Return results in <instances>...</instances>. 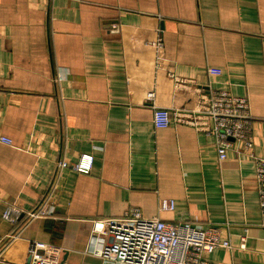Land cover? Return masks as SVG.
Here are the masks:
<instances>
[{"label":"crops","instance_id":"0c3cea01","mask_svg":"<svg viewBox=\"0 0 264 264\" xmlns=\"http://www.w3.org/2000/svg\"><path fill=\"white\" fill-rule=\"evenodd\" d=\"M146 26L162 30L179 77L249 99L251 152L264 160V0H0V138L13 142H0V264H27L33 242L54 264H114L88 253L92 221L132 209L221 226L233 248L215 250L213 264H264L256 162L238 154L243 144L220 162L193 127L156 129L145 89H130L131 71L151 82V62L129 64L124 44L141 42ZM86 155L88 173L58 168ZM44 199L49 218L3 219L6 204ZM162 199L175 210L159 212Z\"/></svg>","mask_w":264,"mask_h":264},{"label":"built area","instance_id":"2783aa9c","mask_svg":"<svg viewBox=\"0 0 264 264\" xmlns=\"http://www.w3.org/2000/svg\"><path fill=\"white\" fill-rule=\"evenodd\" d=\"M144 28L149 30L144 32L141 42L124 40V44L129 64H152L150 83L140 79L139 72L131 71L129 85L133 94L138 88L145 89L142 105L153 110L155 128H168L172 122L193 127L213 140L220 162L234 149L235 141L243 144L238 154L248 152L256 162L260 207L264 213V160L251 152L254 117L249 99L236 97L226 90H206L196 80L179 77L165 57L162 30L158 26ZM207 75L209 78L220 76L221 71L210 68ZM0 142L13 145L6 137L0 138ZM92 163L93 158L86 155L76 164L59 162L58 168L70 167L88 173ZM47 205L48 199L31 210L6 204L3 219L19 226L23 218L29 221L49 218L52 212ZM174 210L173 200H160L159 212ZM18 236L14 231L7 242L12 243ZM220 248L230 250L233 246L230 240L222 238L219 225L211 224L202 230L182 223H167L158 216L145 217L139 209H132L119 218L93 220L88 253L104 263L114 264H213L209 256ZM240 248L245 249V242ZM42 250L43 246L37 242L30 245L31 264H54L43 256Z\"/></svg>","mask_w":264,"mask_h":264},{"label":"water","instance_id":"95a60500","mask_svg":"<svg viewBox=\"0 0 264 264\" xmlns=\"http://www.w3.org/2000/svg\"><path fill=\"white\" fill-rule=\"evenodd\" d=\"M27 264H31V258L27 261ZM64 264V263H61Z\"/></svg>","mask_w":264,"mask_h":264}]
</instances>
